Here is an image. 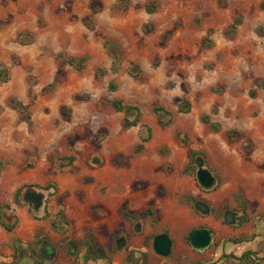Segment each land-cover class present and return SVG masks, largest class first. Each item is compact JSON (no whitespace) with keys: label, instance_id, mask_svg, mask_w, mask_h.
Wrapping results in <instances>:
<instances>
[{"label":"rangeland","instance_id":"obj_1","mask_svg":"<svg viewBox=\"0 0 264 264\" xmlns=\"http://www.w3.org/2000/svg\"><path fill=\"white\" fill-rule=\"evenodd\" d=\"M0 70V225L13 227L1 240L66 238L84 256L91 241L113 260L122 235L140 249L128 264H191L211 256L191 248L192 231L232 236L222 229L238 228L240 201V233L260 236L264 0H0ZM199 158L213 190L196 180ZM29 187L44 209L24 202ZM164 232L172 256L152 260Z\"/></svg>","mask_w":264,"mask_h":264},{"label":"crops","instance_id":"obj_2","mask_svg":"<svg viewBox=\"0 0 264 264\" xmlns=\"http://www.w3.org/2000/svg\"><path fill=\"white\" fill-rule=\"evenodd\" d=\"M21 215L25 218V215L20 214V216ZM44 215H46V212H44ZM14 221L16 222V227L13 230V234L17 235V232H19V229L21 228L19 215H14ZM33 225H35V222L33 223ZM261 229L263 230L260 236H258L257 234V236L253 235L249 237L247 235L242 234V232L240 233L241 230H239V226L238 228H233L227 225L222 230L224 232H228L229 234H233L232 236H229L227 238L223 236L217 237L214 231L210 229L213 232L214 236L213 243L211 244V246L203 252H197L194 250L195 252L200 253V255L211 252L210 258L199 262L195 261L191 264H264V226H262ZM5 233H7V230L0 225V237H3ZM124 237L128 242L127 237ZM231 240H237V243ZM67 241L69 240L64 238L55 241H49L48 239H46V241L40 242L39 239L35 238V235L30 237L28 240H19L18 238H11L9 240L0 239V264H34L33 260L37 259L38 257L35 243L38 242L40 243V246L42 245L48 250V252H52L54 255V259L52 258V260H54L53 262L50 260L49 262H44L42 264H74V259L76 258V255H73V257H71L68 254L65 246ZM248 244L251 245L248 246ZM229 245L238 247V249L240 250L233 249V247H229ZM249 247L253 248V252L247 250V248ZM138 251H140V249L134 246L131 247L130 250L128 249L127 251L124 248H118L115 250L116 257L113 258V263L119 264V259L122 257H126L127 253L132 254L134 256ZM141 251H148V249L141 248ZM243 254H248V256L242 258ZM157 256L158 255L154 252V254H152L151 256L152 260H154ZM88 264L93 263L90 261Z\"/></svg>","mask_w":264,"mask_h":264},{"label":"water","instance_id":"obj_3","mask_svg":"<svg viewBox=\"0 0 264 264\" xmlns=\"http://www.w3.org/2000/svg\"><path fill=\"white\" fill-rule=\"evenodd\" d=\"M195 163L197 165L196 180L199 186L205 191L213 190L217 185L216 176L205 167L202 158L195 159ZM22 196L24 202L32 205L35 209H44L46 201V194L44 192L29 187L25 189ZM228 218H225V220L228 221ZM213 239V232L208 228L202 227L195 229L189 235L188 242L193 250L203 252L211 246ZM152 246L158 256L168 258L172 255L174 242L170 235L164 232L154 236Z\"/></svg>","mask_w":264,"mask_h":264},{"label":"flooded vegetation","instance_id":"obj_4","mask_svg":"<svg viewBox=\"0 0 264 264\" xmlns=\"http://www.w3.org/2000/svg\"><path fill=\"white\" fill-rule=\"evenodd\" d=\"M194 207L201 211L208 212L209 214L212 213L213 209L209 208L204 202L200 200H195ZM230 213L224 214V219L227 217H230ZM234 218V217H233ZM137 228H140V226L137 224ZM43 242V241H42ZM114 244L116 248H124L126 251L131 247H129V244L127 243V240L124 236H118L114 240ZM68 254L73 257V255H76V258L74 259V264H88L90 261L93 264H114L112 258L108 256V254L105 252V250L101 246L95 245L93 242L89 241L86 243L85 247V253L86 256H84V252L80 249H77V246H72L68 249ZM37 259L40 257V261L37 259L33 260L34 264H42L44 262H49L50 260L53 262L52 258L54 259V255L52 252H48L46 248H44L42 245L40 246L39 254L37 255ZM133 255L127 253V258L123 259L122 262L124 264H128L130 261L133 260ZM134 264H146V261L143 257L137 258L134 260Z\"/></svg>","mask_w":264,"mask_h":264},{"label":"trees","instance_id":"obj_5","mask_svg":"<svg viewBox=\"0 0 264 264\" xmlns=\"http://www.w3.org/2000/svg\"><path fill=\"white\" fill-rule=\"evenodd\" d=\"M120 1H126V0H120ZM155 8H156V6H155L154 3H151V4H149V5H146V10H147L148 12H150V13H152V12L155 10ZM104 45H105V47L108 49V52H109L110 55H113V54H114V53H113V50H114L115 52H117V53H120V48H119V46H118L117 44L113 43L112 41H110L109 39H107V40L104 42ZM68 63H69L70 65H73V66L78 67V68H82V67H83L82 59H81V60H76V59H74V58H70V59L68 60ZM131 64L133 65V63H131ZM137 69H138L137 72H133V71H132L131 73H134V74H140V73H141V70H140L139 68H137ZM3 72H4L3 70H0V76L3 74ZM187 103H188V102H187ZM113 105H114V107H115V109H116L117 111H119V112H123L125 115L129 114V113H130L131 111H133V110H137L138 113H139L138 108L133 107V106H126V105H123V104H122L120 101H118V100H115V101L113 102ZM179 110H180L181 112H184V111H185V109H184L183 106H180ZM162 111H163V108H161V107H156V108H154V112L157 113V114H159L160 117L163 116ZM124 121H125L126 124H128V125H133V126H135V125L137 124V122H138L137 120L134 121V122H130V121L127 119V117H125ZM203 121H204V122H208L207 118H203ZM212 127H213L214 129H217L218 126L215 125V124H213ZM141 149H142V145H140V146L138 147V151L141 150ZM73 159H74V158H71V160H73ZM1 169H2V163H0V171H1ZM185 171L187 172V170H185ZM238 199H240V195H238ZM240 203L243 205V209H242V211H243L244 215H243L242 218H238V219H239V224H238V226L243 225V223H245V222L247 221V214L245 213V211H246L245 208H246L247 204H246V202H244V201H240ZM126 216L128 217V216H130V215H129V214H126ZM1 224H2V223H1ZM2 225H3V227H4L6 230H8V231H11V230L13 229V227H9V226L6 225V224H2ZM231 241L237 243V240H231ZM247 256H248V254H243V255H242V258H245V257H247Z\"/></svg>","mask_w":264,"mask_h":264}]
</instances>
